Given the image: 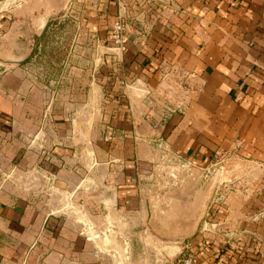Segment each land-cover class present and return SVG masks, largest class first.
<instances>
[{
	"label": "crops",
	"instance_id": "1",
	"mask_svg": "<svg viewBox=\"0 0 264 264\" xmlns=\"http://www.w3.org/2000/svg\"><path fill=\"white\" fill-rule=\"evenodd\" d=\"M124 1L122 48L116 4L91 7L64 121L50 125L64 149L49 156L64 162L38 168L27 149L12 174L27 183L0 184L12 240L0 264H174L186 251L264 264V0ZM34 9L0 0L1 23ZM21 230L34 236L28 260L14 257Z\"/></svg>",
	"mask_w": 264,
	"mask_h": 264
},
{
	"label": "rangeland",
	"instance_id": "2",
	"mask_svg": "<svg viewBox=\"0 0 264 264\" xmlns=\"http://www.w3.org/2000/svg\"><path fill=\"white\" fill-rule=\"evenodd\" d=\"M20 2H29L35 9L16 15L6 11L4 24L0 19V184L6 187L27 183L14 181L12 176L27 149L37 154L28 159L35 158L38 168L44 169L46 163L64 162L60 153L55 156L56 160L49 156L55 148L64 149V142L51 136L50 125L52 119L64 121L67 99L64 90L74 78L71 68L80 61L77 51L90 45L88 24L99 20L91 13L93 9L87 0ZM170 159H166V169L171 172L179 162ZM176 172L180 170L168 172L167 176L173 178ZM181 172L184 178L192 177L186 170ZM2 206L7 207L5 203ZM33 237L22 230L18 232L15 242L19 249L14 251L15 258L31 257L27 247ZM0 240L12 241L8 233H1ZM40 242L44 244L46 240ZM40 248L36 258L46 257L45 249ZM180 258L181 254L176 255L173 263L177 264Z\"/></svg>",
	"mask_w": 264,
	"mask_h": 264
},
{
	"label": "built area",
	"instance_id": "3",
	"mask_svg": "<svg viewBox=\"0 0 264 264\" xmlns=\"http://www.w3.org/2000/svg\"><path fill=\"white\" fill-rule=\"evenodd\" d=\"M91 7H96L101 2V0H88ZM113 4H116L118 7L117 15L113 21L111 30H110V38L113 45L117 48H122L129 39V33L126 24V3L124 0H111ZM138 35L143 33L142 29L137 30ZM212 206V210H214ZM177 264H201L198 260V257L193 252H184L181 255Z\"/></svg>",
	"mask_w": 264,
	"mask_h": 264
},
{
	"label": "trees",
	"instance_id": "4",
	"mask_svg": "<svg viewBox=\"0 0 264 264\" xmlns=\"http://www.w3.org/2000/svg\"><path fill=\"white\" fill-rule=\"evenodd\" d=\"M50 23H51L50 21L48 23H46L45 28H44V31L41 34L42 37L45 35V30L48 28V26L50 25Z\"/></svg>",
	"mask_w": 264,
	"mask_h": 264
}]
</instances>
